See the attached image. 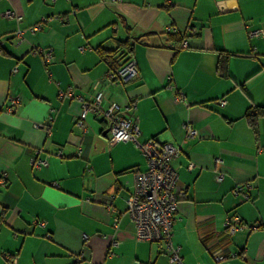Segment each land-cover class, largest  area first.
Here are the masks:
<instances>
[{
	"label": "crops",
	"instance_id": "obj_1",
	"mask_svg": "<svg viewBox=\"0 0 264 264\" xmlns=\"http://www.w3.org/2000/svg\"><path fill=\"white\" fill-rule=\"evenodd\" d=\"M255 29L264 32V0H0V264H173L161 243L136 238L126 210L145 156L130 140L109 145L94 109L78 127L80 103L60 95L69 89L116 103L137 120L139 142L180 147L172 242L182 264H264V115L255 128L246 117L264 108ZM38 48L51 50L48 63ZM128 58L137 74L109 79ZM233 215L243 227L228 233Z\"/></svg>",
	"mask_w": 264,
	"mask_h": 264
},
{
	"label": "built area",
	"instance_id": "obj_2",
	"mask_svg": "<svg viewBox=\"0 0 264 264\" xmlns=\"http://www.w3.org/2000/svg\"><path fill=\"white\" fill-rule=\"evenodd\" d=\"M111 3L121 2L122 0H108ZM4 15L7 17L14 16L17 21L22 19L21 15L6 10ZM30 26V30L35 33L40 30L42 22ZM165 30H173L171 25L166 26ZM261 29L250 30V36L262 35ZM15 34L21 38L22 31L16 30ZM186 41L181 42V47H187ZM42 56L44 63H48L52 57L50 49H36ZM16 70V67L13 68ZM137 74L136 61L129 58L122 65L107 73V77L114 81H126L130 77ZM61 96L73 97L80 103L81 108L76 119V125L85 130L84 119L88 109H94L98 115L102 116L107 122V143L114 145L119 141H133L146 158L147 166L143 171H137L134 177V190L127 199V213L129 214L134 227L136 238L149 242L161 243L168 256V259L173 264H182L180 255V247L172 242V225L175 218V212L178 201L184 191L177 188L178 175L172 166V160L180 154V147L171 143H161L155 137L148 138L143 142H139L137 137L140 133L136 119L126 118L120 115L119 107L116 103H111L107 107H101L102 94L96 93L91 102L87 101L81 95H73L72 89L66 92H60ZM176 100H184V95L178 93ZM19 102V97L10 98V108ZM223 105L225 99H220ZM135 101H131L128 108H134ZM186 136H194L196 130L190 123L184 125ZM77 154L81 155V149L78 148ZM30 163L39 167L46 163V159H40L35 155L30 156ZM192 165L190 164L189 167ZM217 181L222 180L221 172L215 173ZM7 174L5 171L0 173V185L6 183ZM233 193L241 195L244 199L249 198V193L246 188L236 186L233 188ZM117 218L114 219L116 223ZM44 225V221L39 222ZM226 230L232 233L235 230L242 228L239 223V218L236 215L227 217L225 220ZM116 244V242H115ZM223 256L216 257L217 260Z\"/></svg>",
	"mask_w": 264,
	"mask_h": 264
},
{
	"label": "trees",
	"instance_id": "obj_3",
	"mask_svg": "<svg viewBox=\"0 0 264 264\" xmlns=\"http://www.w3.org/2000/svg\"><path fill=\"white\" fill-rule=\"evenodd\" d=\"M172 31V30H171ZM171 31H169V30H165V32L166 33H170ZM139 38H141V36L140 37H138V40H139ZM184 40V39H183ZM182 40V41H183ZM181 41V42H182ZM184 41H186V40H184ZM123 45H124V42L122 41V42H120L119 43V47L121 48V47H123ZM129 59V58H128ZM127 59V60H128ZM113 69H116V68H113ZM262 115H264V108H256V109H254V110H250V111H248L247 113H246V117H247V119L250 121V124H251V126L253 127V128H255V125H254V120L258 117V116H262Z\"/></svg>",
	"mask_w": 264,
	"mask_h": 264
},
{
	"label": "water",
	"instance_id": "obj_4",
	"mask_svg": "<svg viewBox=\"0 0 264 264\" xmlns=\"http://www.w3.org/2000/svg\"><path fill=\"white\" fill-rule=\"evenodd\" d=\"M107 130V129H106Z\"/></svg>",
	"mask_w": 264,
	"mask_h": 264
}]
</instances>
